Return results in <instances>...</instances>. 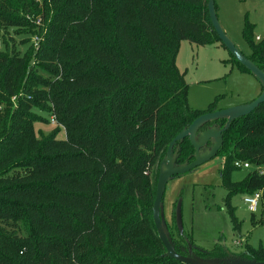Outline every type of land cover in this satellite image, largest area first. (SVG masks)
<instances>
[{
  "label": "trees",
  "instance_id": "16d2710c",
  "mask_svg": "<svg viewBox=\"0 0 264 264\" xmlns=\"http://www.w3.org/2000/svg\"><path fill=\"white\" fill-rule=\"evenodd\" d=\"M10 27L45 32L20 53L4 40ZM242 33L264 71V38L249 23ZM0 37V264H185L165 255L150 214L170 142L215 110L189 105L176 65L182 41H221L208 0H0ZM228 62L251 73L232 54ZM52 117L49 133L36 130ZM220 121L223 200L239 230L232 195L263 190L264 207V102ZM195 158L190 137L175 143V166ZM236 161L253 167L239 181ZM251 219L263 223L264 213ZM170 242L227 264L220 242L210 251ZM245 251L264 262V245Z\"/></svg>",
  "mask_w": 264,
  "mask_h": 264
},
{
  "label": "rangeland",
  "instance_id": "374dc122",
  "mask_svg": "<svg viewBox=\"0 0 264 264\" xmlns=\"http://www.w3.org/2000/svg\"><path fill=\"white\" fill-rule=\"evenodd\" d=\"M219 26L227 38L244 55L250 53L249 46L243 37V27L249 23L252 26L254 39L264 38V0H214ZM43 26V21L40 23ZM4 40L8 47L14 46L17 51L24 53L27 48L38 47L39 37L45 28H37L36 33L27 32V28L10 27L5 29ZM38 39V40H37ZM0 37V50L5 49ZM230 50L219 41L214 44L199 45L182 41L176 58L179 70L185 73L188 83V103L196 109H207L214 104V111L229 109L246 101L251 89L256 87L254 80H259L252 73H243L236 66H231ZM216 101L215 103H213ZM237 113L220 117L217 121L206 124L199 131L193 132L197 145L204 144L206 133L220 130L221 124L236 116ZM49 124L36 123V130L49 133L55 123L50 118ZM63 135V134H61ZM219 136L211 137L210 143L200 148L199 155H206L218 143ZM162 162L155 173L156 187ZM162 166V167H161ZM223 159L215 155L203 164L193 169L172 176L165 185L161 204V220L168 238L179 248H192L200 251H210L217 242L227 248V264H264L248 260L242 254L249 244L252 247L264 245V221L252 223V216L258 220L264 213V207L259 206L256 212H251L244 203V193L232 195L230 204L235 211L239 230L234 229L224 198L227 190L223 187L220 170ZM247 169L236 170L232 174L234 181H239L247 174ZM181 203L182 232H178L175 224L177 203ZM152 208V206H151ZM152 217V213L150 214ZM153 221V219H152ZM154 224V223H153ZM154 226V225H153ZM154 230H156L154 226ZM163 256V253H161Z\"/></svg>",
  "mask_w": 264,
  "mask_h": 264
},
{
  "label": "water",
  "instance_id": "95a60500",
  "mask_svg": "<svg viewBox=\"0 0 264 264\" xmlns=\"http://www.w3.org/2000/svg\"><path fill=\"white\" fill-rule=\"evenodd\" d=\"M208 10H209V16L211 23L213 25L214 30L218 34V37L220 40L225 44V46L230 50L231 54L236 58V60L242 64L244 67H246L254 76H256L264 85V71H262L260 68H258L255 64H253L243 53H241L235 45L227 38L225 35V32L221 29L219 26L218 20H217V14L215 10V3L214 0H208ZM264 102V88L262 93L253 101L241 105L239 107H232L229 109H223L218 111H212L207 112L201 116H199L197 119L194 120V122L183 132L175 136V138L170 142L167 154L165 159L162 162V168L158 176L157 185H156V194H155V200L152 208V218L154 222V226L156 228L157 235L163 244V246L166 249L165 255H167L170 258H173L177 261L183 262L185 264H214L211 262L203 261L201 259L193 258L190 256H185L179 254L174 247L172 246L167 233L165 231V228L163 226L162 220H161V204L164 196V190L166 182L169 178L175 175H179L182 173H185L194 167H197L204 162L211 159L213 156L217 154L219 151L221 144H222V130H214L211 129L206 133V140L204 144L197 145L195 143V140L193 138V132L199 128L200 125H202L204 122L220 117H224L227 115H230L233 111L238 110L236 113V116L245 115L248 113H251L255 111L261 103ZM234 116V117H236ZM232 119V118H231ZM230 120V119H229ZM195 133V132H194ZM190 137L191 141L196 146V158L193 162L175 166L173 163V147L175 143L179 140H181L184 137ZM219 136V141L216 143L212 149L209 150V152L204 155L200 156L199 151L200 148L206 145L207 141L210 140L211 137ZM175 219H176V225L178 227V230L182 232L183 226H182V219H181V203H177L176 211H175Z\"/></svg>",
  "mask_w": 264,
  "mask_h": 264
},
{
  "label": "built area",
  "instance_id": "2783aa9c",
  "mask_svg": "<svg viewBox=\"0 0 264 264\" xmlns=\"http://www.w3.org/2000/svg\"><path fill=\"white\" fill-rule=\"evenodd\" d=\"M36 22L39 24L40 20L37 19ZM52 120L54 121L53 117H52ZM235 166L241 169H247V170L253 169V167L248 162L236 161ZM259 172L264 173V170L260 169ZM262 199H263V190H259L251 194H245L244 203L247 205L248 209L251 212H256L262 203Z\"/></svg>",
  "mask_w": 264,
  "mask_h": 264
},
{
  "label": "crops",
  "instance_id": "0c3cea01",
  "mask_svg": "<svg viewBox=\"0 0 264 264\" xmlns=\"http://www.w3.org/2000/svg\"><path fill=\"white\" fill-rule=\"evenodd\" d=\"M257 40H260L259 38H257ZM243 73H247V72H243ZM256 82V87L253 86V88L251 89L249 96L247 97L246 101H244L243 103H239L237 105H235V107H239L241 105L247 104L251 101H253L254 99H256L263 91L264 85L260 80H254Z\"/></svg>",
  "mask_w": 264,
  "mask_h": 264
},
{
  "label": "bare ground",
  "instance_id": "6f19581e",
  "mask_svg": "<svg viewBox=\"0 0 264 264\" xmlns=\"http://www.w3.org/2000/svg\"><path fill=\"white\" fill-rule=\"evenodd\" d=\"M237 111H238V110H235V111H233L232 113H236ZM232 113H231V114H232Z\"/></svg>",
  "mask_w": 264,
  "mask_h": 264
}]
</instances>
